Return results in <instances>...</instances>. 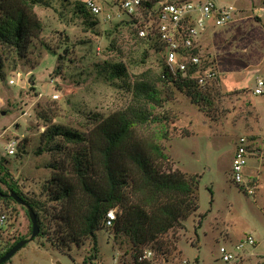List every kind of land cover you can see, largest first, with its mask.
<instances>
[{"label": "rangeland", "instance_id": "374dc122", "mask_svg": "<svg viewBox=\"0 0 264 264\" xmlns=\"http://www.w3.org/2000/svg\"><path fill=\"white\" fill-rule=\"evenodd\" d=\"M212 1L237 11L221 25L209 21L198 37L199 53L212 61L218 82L209 100L197 104L185 91L154 81L160 54L135 35L133 27L100 19L90 27L70 1L42 0L35 6L42 31L25 57L0 47V161L24 196L44 204L41 225L46 233L28 241L5 264H83L91 255L90 239L60 244L58 222L50 218L58 205L45 190L49 179L59 173L50 163L63 161L70 170L68 154L75 146L59 142L61 151L42 150L46 149L43 133L46 127L58 125L87 134L99 118L133 101L127 83L144 71L150 72L161 102L140 101L160 121H151L135 135L151 141L157 133H165L158 141L169 158L165 169L198 179L196 212L182 228L169 232L172 239L162 238L171 241L162 254L145 248L152 252L153 264H227L221 260L220 247L241 257L228 264H257L264 259V92L252 93L257 79L264 78L262 0ZM99 2L110 10L117 0ZM114 64L123 65L125 83L108 78ZM242 136L252 140L251 153L244 184L237 185L230 170ZM10 140L16 145L14 155L5 152ZM253 183L256 193L249 195L245 188ZM2 189L9 193L5 186ZM8 204L14 212L13 238H29L26 209L12 201ZM247 236L254 245L236 250ZM96 241L98 253L87 264H133L132 245L124 235L115 239L111 228H102L96 231Z\"/></svg>", "mask_w": 264, "mask_h": 264}, {"label": "trees", "instance_id": "16d2710c", "mask_svg": "<svg viewBox=\"0 0 264 264\" xmlns=\"http://www.w3.org/2000/svg\"><path fill=\"white\" fill-rule=\"evenodd\" d=\"M41 1L0 0V47L11 49L20 57L26 56L31 41L38 38L42 31V23L34 11ZM64 1L73 3L74 12L82 14L88 26L97 24L99 19L92 16L84 4ZM158 1L177 0H153L152 3L142 6L135 15L119 22L124 21L133 27V32L138 35L139 28L146 22L145 17H154L152 6ZM138 37L142 38L139 35ZM142 39L148 42L151 49L160 52L161 43L158 37L148 34ZM159 63V71L155 74L154 81L185 91L195 104L202 100L208 101L210 93L216 90L218 81L200 89L192 79L172 76L160 55ZM149 76L150 72L144 71L132 84L127 83L133 101L127 107L99 118L87 134L58 125L46 127L43 133L46 149L42 150L52 153L61 151L64 144L75 146L68 154L70 170H67L63 161L59 163L55 160L50 163L49 167L59 173L49 179L45 190L49 200L58 205L50 218L58 222L60 244L77 245L83 240H91L92 253L83 264L96 258V231L105 228L106 213L110 209L117 208L116 219L110 227L114 238L121 235L128 238L132 245L133 264H153V258H142L145 248L149 247L151 251L162 254V248L171 244V241L162 238H171L169 232L182 228L183 222L198 208L197 175L165 169L164 163L169 158L158 143L161 138H165V133H157L151 141L141 140L135 135L151 121H160L140 101L145 98L147 102L160 105L159 91L155 83H150ZM125 77L123 65L114 64L108 78L125 83ZM55 140H59L58 143ZM8 177L9 172L0 161V195L7 194L2 189L5 186L9 192L21 197L36 215L40 227L37 236L44 237L46 233L41 225L44 204L24 196L17 183L10 181ZM0 201L5 205H9V201L17 203L11 197L0 196ZM31 228L30 222V232ZM22 239L24 236L16 235L12 241H8L0 251V258ZM257 264H264V259Z\"/></svg>", "mask_w": 264, "mask_h": 264}, {"label": "built area", "instance_id": "2783aa9c", "mask_svg": "<svg viewBox=\"0 0 264 264\" xmlns=\"http://www.w3.org/2000/svg\"><path fill=\"white\" fill-rule=\"evenodd\" d=\"M85 5L88 12L101 20L102 23L123 20L126 17L135 15L140 8L153 0H117L110 9L105 10L99 0H71ZM115 7V8H114ZM155 11L154 17L149 18L139 28L138 35L142 38L151 34L158 37L161 43L159 52L161 59L168 72L175 77L188 78L195 81L200 89L208 84L216 82L218 75L207 57L202 58L199 53L198 37L205 30L206 24L212 21L215 25H221L229 21L237 9L232 5H218L215 1H191L177 0L176 2L158 1L152 6ZM259 11L264 13V0ZM195 50H197L195 52ZM264 92V78H258L253 89V94L261 95ZM249 137H240L236 144L230 175L237 185L244 184V169L247 166L248 155L251 153ZM15 142L10 140L6 143L5 152L7 155L15 154ZM243 187V186H242ZM257 185L253 183L245 188L246 193L255 195ZM12 209L0 201V251L6 243L13 238L11 231ZM116 219V209H110L106 213L105 228H110ZM254 240L247 236L245 240L236 244V250H242L245 246H253ZM221 260L224 263H231L240 260L241 257L220 247ZM151 251H145L142 258L150 260ZM184 262V261H183ZM182 264V262L178 263Z\"/></svg>", "mask_w": 264, "mask_h": 264}, {"label": "water", "instance_id": "95a60500", "mask_svg": "<svg viewBox=\"0 0 264 264\" xmlns=\"http://www.w3.org/2000/svg\"><path fill=\"white\" fill-rule=\"evenodd\" d=\"M67 40V39H66ZM2 114H4V112H2ZM1 197H11L12 199H14L19 205H21L22 207H24L27 211L29 220L31 222V234L29 238L26 239H22L20 241H18L8 252H6L1 258H0V264H2L3 262L7 261L8 259H10L22 246H24L28 241L32 240L33 238H35L38 233H39V225L36 219V215L34 213V211L32 210V208L21 198L19 197L16 193L14 192H9L7 194H1Z\"/></svg>", "mask_w": 264, "mask_h": 264}, {"label": "crops", "instance_id": "0c3cea01", "mask_svg": "<svg viewBox=\"0 0 264 264\" xmlns=\"http://www.w3.org/2000/svg\"><path fill=\"white\" fill-rule=\"evenodd\" d=\"M245 169H246V167H245ZM245 169H244V174H245ZM250 175V177H251V174H249Z\"/></svg>", "mask_w": 264, "mask_h": 264}]
</instances>
